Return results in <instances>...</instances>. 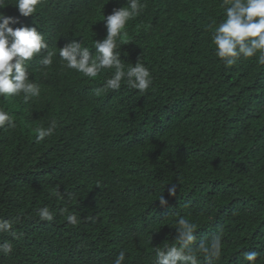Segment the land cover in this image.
I'll use <instances>...</instances> for the list:
<instances>
[{
    "label": "trees",
    "instance_id": "obj_1",
    "mask_svg": "<svg viewBox=\"0 0 264 264\" xmlns=\"http://www.w3.org/2000/svg\"><path fill=\"white\" fill-rule=\"evenodd\" d=\"M143 2L117 42L125 67L140 60L150 69L146 94L105 90L114 70L87 78L59 62L73 40L104 39V16L126 0H44L29 17L13 4L0 9L57 52L50 69L39 57L29 64L39 98H0L17 125L0 129V218L19 237L0 233L13 243L0 264H112L121 250L125 264H151L181 216L198 224V240L223 228L217 264H241L247 250L264 264V66L253 58L226 69L215 57L207 26L225 18L222 0ZM53 119L56 132L37 143L36 130ZM55 186L63 200L50 198ZM43 206L53 222L36 215ZM73 212L77 227L66 222Z\"/></svg>",
    "mask_w": 264,
    "mask_h": 264
},
{
    "label": "clouds",
    "instance_id": "obj_2",
    "mask_svg": "<svg viewBox=\"0 0 264 264\" xmlns=\"http://www.w3.org/2000/svg\"><path fill=\"white\" fill-rule=\"evenodd\" d=\"M44 0H0V9L13 4L20 16L29 17L37 13L38 6ZM147 7L143 0H126V5L115 9L112 14L104 16L107 30L102 40H93L91 47L84 41L66 44L59 49V62L63 69L74 70L87 78H96L101 74L114 70L110 77L105 78V90L119 91L122 84L140 93H147L153 84L150 69L138 60L125 67L121 60V45L118 40L126 37L125 29L130 21L139 17ZM224 19L219 23L213 20L207 27L212 29L211 42L214 45V55L224 68L235 66L238 60H250L264 66V0H222ZM18 19L0 11V98L9 100L22 97L27 103L33 98H39L41 88L30 77L32 72L30 62L39 57V63L44 69H50L54 64L56 51L49 50L45 36L37 27L21 26L13 28L10 25L18 23ZM95 49V56L90 52ZM46 51V54H43ZM47 73H45L46 75ZM58 121L53 119L48 127L36 130L37 143L51 137L57 130ZM16 121L13 115L0 107V129H14ZM55 186L49 191L50 198L63 200L64 194ZM178 184L172 183L169 195L175 196ZM160 204L166 205L163 195L159 196ZM68 213L67 208L59 209L60 215ZM41 221L53 222L55 213L49 206L36 210ZM66 222L73 227L81 223L74 212L66 215ZM176 237L172 243H164L155 248L151 264H217L222 258L224 249V230L222 227L201 237L195 236L198 224L183 216L175 221ZM8 232L12 238L18 239L11 221L0 218V233ZM13 251V243H0V254L8 255ZM127 250H121L112 264H125ZM261 253L247 250L243 253L241 264H257Z\"/></svg>",
    "mask_w": 264,
    "mask_h": 264
}]
</instances>
